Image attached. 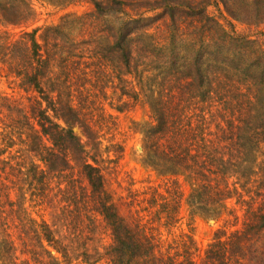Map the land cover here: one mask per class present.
I'll return each instance as SVG.
<instances>
[{"label":"rangeland","instance_id":"obj_1","mask_svg":"<svg viewBox=\"0 0 264 264\" xmlns=\"http://www.w3.org/2000/svg\"><path fill=\"white\" fill-rule=\"evenodd\" d=\"M184 1L180 0L173 18L158 16L156 13L161 12L158 8L145 12L156 14L155 20L144 32L133 35V60L126 69L118 52L111 50L115 27L123 17L118 11L100 14L92 0H0V190L9 192L16 201V192L23 194L21 201H24L26 214L29 212L28 216L36 220L43 215L56 235L62 236L68 244L72 253L69 263L62 262L54 253V261L44 254V264L116 263L108 247L111 242L108 227L90 204L85 205L82 197L87 187L81 171L83 159H95L104 186L126 224L131 225L132 218L139 212L148 222L145 231L151 229L156 236L165 238L167 249L168 240L174 241L182 233L190 234L195 264L203 259L215 231L222 229L228 236L231 231L242 229L245 205L241 207L234 198L228 200L224 208H218L214 216L203 211L192 213L187 202L191 184L183 175L176 176L183 196L179 220L170 233L168 224H161L155 212L156 204L149 206V199L157 192L168 197L165 192L168 178L174 177L165 169L146 163L143 156V138L153 120L150 102L161 94V88L168 84V93L164 95L171 98L172 105L178 98L182 99L179 106L183 105V113L189 108L196 117L201 113L208 117L207 127L201 123L205 140L230 142L223 140L219 131L228 124L221 121L218 105L204 104L199 86L192 89V97L186 90L180 91L185 68L195 57L203 53V60L207 56L208 62L213 64L218 62L214 59L216 54L226 49L232 51V42L221 39L217 27L210 29L206 20L199 19L203 9L218 20L230 16L218 3L206 8V0H189L202 7L193 10L188 9ZM230 1L238 19L243 21L241 27L248 25L246 21L254 23L257 19L256 26L249 25V31L255 33V38L264 46V0ZM7 9L10 11L6 12ZM126 11L132 14L130 7ZM34 28L39 44L38 58L32 57L26 35ZM254 45L257 47V42ZM36 69L48 103L28 82ZM254 87L255 84L251 89ZM259 89L251 127L258 125L256 122L261 119L264 127V82ZM38 108L44 109L53 122L69 127L80 147H70L66 173L61 181L60 178L51 180L52 187L42 204L28 199L32 183L26 171L32 158L29 143L31 125L36 121L33 113ZM195 121L192 120V125ZM233 130L237 138L231 141L247 142L244 146L252 148V154L250 151L248 163L235 160V166L226 165L225 174L237 186L244 185V198L253 201L252 209L264 212V144L248 141L249 127ZM42 141L50 144L44 138ZM66 186H72L69 193L74 190L76 198L68 196ZM64 196L71 197L72 204L66 200L68 207L62 214L56 207L60 205L58 199ZM66 218L69 227L63 225ZM72 221H75L73 225ZM10 230V226L2 228V236ZM253 240L246 242L242 260L250 258V264H264V234L255 235ZM26 243L31 247L30 237ZM15 255L18 259H27L28 264H37L25 245L17 243ZM11 256L6 247L0 248V264H10Z\"/></svg>","mask_w":264,"mask_h":264},{"label":"trees","instance_id":"obj_2","mask_svg":"<svg viewBox=\"0 0 264 264\" xmlns=\"http://www.w3.org/2000/svg\"><path fill=\"white\" fill-rule=\"evenodd\" d=\"M184 2L188 9L196 10L201 7L198 2L191 3L189 0ZM216 3L225 9L229 18L221 15L222 21L218 20L203 9V15L199 19L206 20L210 29L217 27L220 30L221 39L224 37V41L232 42V51L226 49L224 53L216 54L214 59L218 62L213 64L208 62L207 56L203 60L205 55L203 53L195 57L185 68L182 78L184 85L180 91L184 89L192 97V89L199 86V94L204 104L218 105L217 112L220 114L221 121L228 124L227 128H220L219 131L223 140H230V142L215 143L205 140L201 123L207 127L208 117L203 113L196 117L195 112L192 113L189 108L183 113V105L179 106V101L182 99L178 98L172 105L171 98L164 95L168 93V84L161 88L162 95L158 94L156 100L150 102L153 120L143 138V156L146 163L165 169L174 177L168 178L165 189L168 197L157 192L152 199H149V206L156 204L155 212L161 224H168V233H170V229L179 220V206L183 196L177 175L185 176V180L191 184L187 202L192 207V213L203 211L214 216L218 208H224L227 201L234 198L235 203L241 207L245 205L242 229L233 230L228 233V236H225L226 233L222 229L215 231L199 264H250V258L242 260L245 257L243 249L247 246L246 242L253 240L255 235L264 234V212L258 208L252 209L253 201L244 198V185L237 186L235 181H230L224 169L229 163L235 166L236 163L233 165L235 160L248 163L252 150L244 146L247 142L231 141L237 136L233 128L249 127L251 133L248 141L253 140L264 144L263 120L256 122L258 125L254 123L256 126H250L256 110V92L264 82V46L255 38V33L251 34L249 31L252 24L256 26L257 19H254V23L246 21L248 25L241 27L240 22L243 23V21L238 19L230 0H206L204 5L207 8L211 4L216 6ZM92 4L100 14L118 11L123 15L115 27L111 50L118 52L119 59L127 69L133 60L131 49L133 35L144 32V29L155 20L156 14L169 15L173 18L180 0H106L105 2L92 0ZM128 7L132 10V14L126 11ZM157 8L161 9L160 13H145ZM9 11L7 9L6 12ZM13 18L16 19L14 16ZM233 20H236L235 23ZM35 32L34 28L26 35L32 57L38 58L39 44L35 39ZM256 42L257 47L254 45ZM209 52L212 54L211 51ZM35 71L28 77V82L48 103V98L43 94L39 83L38 70ZM253 84L256 87L251 89ZM33 117L36 121L31 125L29 143L32 158L26 165V171L32 183L28 199L31 203L42 204L52 187L51 180L60 178L61 181L66 173L70 161L68 157L70 147L78 149L80 147L72 130L53 122L44 109H35ZM192 120H196L194 125ZM42 138L48 140L50 144H45ZM90 160L81 161V171L87 185L86 194L83 191L82 197L85 198V205L90 204L92 211L101 217L109 229L111 242L108 247L113 259L116 258L115 264H195L190 234L182 233L179 238H174V241L168 240L167 249L164 246L165 238L156 236L151 229L149 232L145 231L148 222L143 220V215L141 216L139 212H136L135 217L132 218L134 221L131 225L126 224L118 214L111 195L104 186L100 167L95 159ZM237 172L236 170L235 173ZM71 188L72 186L65 188L68 196L70 194L76 198L74 190L69 193ZM15 196L17 201L11 198L9 192L0 190V248L6 247L9 255L12 254L10 264H28L27 259L16 257L17 243L28 247V252L32 254L37 264H44L45 255L52 261L56 260L54 253L62 262L69 263L72 253L63 237L56 235L43 215H40L37 220L28 216L29 212L26 214L24 201H21L23 194L16 192ZM68 196L58 199L57 203L60 205L56 209L59 213L63 214V210L68 207L66 204L71 202V197ZM159 212H162V215L159 216ZM74 223L75 221H72V225ZM63 225L69 227L68 218L64 220ZM6 226H10L11 230L2 236L1 229ZM223 236L226 239H222ZM28 237L31 239V247L26 243ZM34 247L37 250L33 249Z\"/></svg>","mask_w":264,"mask_h":264}]
</instances>
